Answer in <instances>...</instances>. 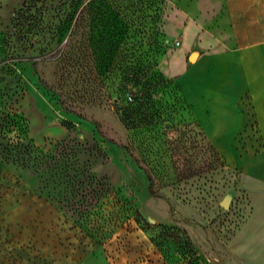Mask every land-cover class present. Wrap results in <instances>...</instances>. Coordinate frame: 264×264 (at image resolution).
Instances as JSON below:
<instances>
[{
	"label": "rangeland",
	"instance_id": "obj_1",
	"mask_svg": "<svg viewBox=\"0 0 264 264\" xmlns=\"http://www.w3.org/2000/svg\"><path fill=\"white\" fill-rule=\"evenodd\" d=\"M165 3L0 0V264H229L240 166L161 71Z\"/></svg>",
	"mask_w": 264,
	"mask_h": 264
},
{
	"label": "crops",
	"instance_id": "obj_2",
	"mask_svg": "<svg viewBox=\"0 0 264 264\" xmlns=\"http://www.w3.org/2000/svg\"><path fill=\"white\" fill-rule=\"evenodd\" d=\"M162 28L178 42L160 63L226 161L238 162L229 264H264V0H166ZM193 56V61L189 57Z\"/></svg>",
	"mask_w": 264,
	"mask_h": 264
},
{
	"label": "water",
	"instance_id": "obj_3",
	"mask_svg": "<svg viewBox=\"0 0 264 264\" xmlns=\"http://www.w3.org/2000/svg\"><path fill=\"white\" fill-rule=\"evenodd\" d=\"M193 59H194L193 56L189 57V60L190 61H193ZM220 205L223 208H228V206H229V199L228 198L224 199L223 201L220 202Z\"/></svg>",
	"mask_w": 264,
	"mask_h": 264
},
{
	"label": "trees",
	"instance_id": "obj_4",
	"mask_svg": "<svg viewBox=\"0 0 264 264\" xmlns=\"http://www.w3.org/2000/svg\"><path fill=\"white\" fill-rule=\"evenodd\" d=\"M162 19H163V13L159 17V24H160L161 28H162ZM161 33H163L164 35H166L165 32L163 31V28H162V32Z\"/></svg>",
	"mask_w": 264,
	"mask_h": 264
},
{
	"label": "built area",
	"instance_id": "obj_5",
	"mask_svg": "<svg viewBox=\"0 0 264 264\" xmlns=\"http://www.w3.org/2000/svg\"><path fill=\"white\" fill-rule=\"evenodd\" d=\"M177 44H178V42H177Z\"/></svg>",
	"mask_w": 264,
	"mask_h": 264
}]
</instances>
